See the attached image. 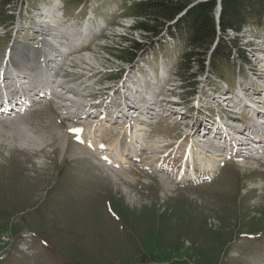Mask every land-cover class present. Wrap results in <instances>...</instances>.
<instances>
[{"label": "rangeland", "instance_id": "rangeland-1", "mask_svg": "<svg viewBox=\"0 0 264 264\" xmlns=\"http://www.w3.org/2000/svg\"><path fill=\"white\" fill-rule=\"evenodd\" d=\"M130 1L14 2L4 7L5 14L0 12V64L8 47L14 50L13 55L22 53L20 44L11 46L19 40L25 42L27 53L35 62L43 58L40 56L44 54L40 52L44 49L51 53L49 57L52 60L61 58L60 48L50 46L48 42L51 39L47 35L62 38L68 50L60 49L64 61L57 64V74L62 79H73V83L62 84L68 87L64 90L74 96L80 94L86 102V95L95 90L88 86L93 75L88 76L86 82L79 78L85 72L91 73L88 68L100 66L118 72L119 68L127 67L126 62L120 65V54L128 55V51H123L129 46L126 36L144 41L148 50L151 46L146 44L151 42L150 36L146 37L132 28L136 18ZM54 3L57 7L52 14L57 24L63 27L49 31L46 27L48 23L44 22L48 20L45 9L53 7ZM92 15L93 22L107 23L105 31L86 35L79 48L72 49V42L77 36L75 31L84 26L87 18L91 20ZM71 27L74 29L71 30ZM258 27L261 24L246 23L240 33L228 32L224 38L242 45L237 49L238 53L244 51L264 83V45L250 44L255 43L252 38ZM37 43H40V52L36 50ZM177 50L164 48V59L172 57ZM140 52L133 58H136L135 62L130 63L126 78V81L130 79L129 85L131 82L134 84L132 89L138 90L132 93L128 84L123 82L116 86L113 83L109 91L116 96L123 89L119 98L134 96L130 98L132 101H126L142 105L133 113L139 117L143 114L150 116V137L161 141L162 152L170 148L182 152L186 141L199 138L186 133L191 125L193 127L198 123L199 114L196 108L191 107L189 99L185 100L186 103L183 101L189 88H193L192 98L195 100L198 95L199 99L216 97L223 100L228 109L237 113L240 111L234 95L233 100L228 99L231 96L225 90L235 82L232 62L222 66L225 80L209 70L206 75L205 70L200 71L198 64L194 63L192 70L196 72V86L193 87L190 84L186 86L181 80L182 71L177 70L180 57L167 61V67L161 66L159 73L158 54L153 50L150 53ZM208 58L209 55L205 61H209ZM30 61L32 68L38 65ZM153 70L158 78L156 82V78L153 80L155 83L152 82V89L148 90L144 84L146 76L151 75ZM117 72H114L115 76L119 77L120 72ZM107 74L108 78H114L111 73ZM77 78L79 82H76ZM69 85L76 86L72 89ZM35 92L34 89L31 94L35 95ZM152 95L155 96L154 103L150 99ZM56 98L38 100L28 111L0 119V231L15 233L9 234L15 240L13 245L21 242L19 235L26 230L35 235L32 250L18 252L12 245L10 253L14 255L0 260V264H264L263 158L251 159L250 167L247 163L226 161L215 173L212 182L204 183L180 180L179 174L175 177L174 170L160 173L152 164L148 170L132 161L130 164L135 170L126 167L136 179L130 187L123 183L125 180L120 175L115 176L116 173L105 170L106 167L101 165L93 152L83 156L74 153L79 144L66 131L69 123L82 122L86 125L94 118L79 119L80 109L76 113L69 107H58ZM173 100L177 102L171 104ZM230 101L235 106H229ZM182 103L186 114H179L181 116L178 117L176 105ZM146 105L151 108L144 109ZM155 106L158 111H154ZM131 110L134 109L131 108L130 113ZM139 111L144 113L140 115ZM116 113L117 110H114L112 114H107V118H112L115 123L111 125L114 133L108 131L109 134L106 130L102 133L101 140L106 143L111 142L115 131L128 122L124 112L121 118H117ZM257 120L262 123L261 118ZM127 125L126 128L131 124ZM103 127L106 128L105 125ZM22 132L30 135L31 139H25ZM86 135H90L89 131ZM154 142L159 143L158 140ZM142 147L141 157L153 150L150 144ZM172 161L171 156L169 162ZM173 163L174 166L179 164L177 161ZM160 177L170 182L169 187L163 186ZM127 191L132 195H128ZM134 194L139 199H135Z\"/></svg>", "mask_w": 264, "mask_h": 264}, {"label": "bare ground", "instance_id": "bare-ground-1", "mask_svg": "<svg viewBox=\"0 0 264 264\" xmlns=\"http://www.w3.org/2000/svg\"><path fill=\"white\" fill-rule=\"evenodd\" d=\"M55 7H57L56 3L53 4V7L45 9L46 14H48L46 16L48 20H46L44 22L48 23V24H46V27H48L49 31L54 30L55 28L61 29L63 27V26H59L57 24L56 19L54 18V15L52 14ZM91 20H93V15H92ZM91 20L87 19L84 26L78 28L75 31L77 36L75 37L76 39L73 40V42H72V44H73L72 49L79 48V45H81L80 43L82 41V38L85 37L86 35H88V33H90V34L92 33L91 32L92 27L90 26ZM40 24H39V26H40ZM56 25H57V27H56ZM73 29H74V27H71V30H73ZM37 30H38V28H37ZM67 33H69V32L67 31ZM47 36L51 39V41L48 42L50 44V46H52V47L56 46V47H54L56 49H59V48L64 49L65 52L68 50V47H66V45L64 44V42H66L65 40L63 41L62 38L52 37V36L50 37L49 35H47ZM60 36H62V35H60ZM42 38H44V37L42 36ZM42 38L40 40L46 41V40H44L45 38L44 39H42ZM15 44L16 45L20 44L19 50H22V53L18 52L17 55H13L14 54L13 49H11V48H10L11 50L6 49L5 57H3V61H2V66L4 67V69L10 70V72H11L10 81L13 80V83L10 86H15L16 89H18V91H22L23 88H28L29 90H27V92L30 91L31 86H36L37 81L30 80L33 78L27 77V75H31V74L34 75V72H36V73H38L37 79H41L42 81L49 83L46 85V88L51 89L53 91V94H56V93L58 94V97L56 98L57 102H58V105H57L58 107H61V108L69 107V108L75 110L76 113L79 110L80 106L86 107L87 100L85 102L84 101L85 98H83L80 94L77 96H74L72 94H68L67 91L64 90L65 88H68L66 85H64L65 86L64 88H61L62 90H59V92H57L54 88V85L51 84L54 80H57L56 75L54 74V73H57V71H55L56 65L59 63V61H61V62L64 61V57L62 56L63 53L60 51V49H59V52H60L59 57L61 55V58H57V59L55 58L52 60V58L49 57L51 55V53H48L49 51H44L45 50L44 49L43 51H41L44 54L43 58L41 60L39 59V61L35 62V60L30 59V56L27 53V48L25 46V42H21L19 40V43L13 42L11 46H15ZM39 47H40V45H39ZM54 48H53V51L55 52L56 50H54ZM24 52H26V53H24ZM32 57L34 58V56H32ZM48 57H49V59H48ZM34 59H38V57L34 58ZM30 60H32L35 63H39V62H41V63L36 65L34 68H32V66H29L31 64ZM49 61H52V63H50ZM56 61H58V62H56ZM158 71L159 70H157V72ZM156 73L154 74V72L152 71V74L147 76V78H146L147 82H146V84H144V86L147 85L148 90L152 89L151 88L153 86L152 82H154L153 80L157 77ZM0 75H3V79L4 78L7 79V77H8L7 74H5L4 72H0ZM49 77H51V80H49ZM25 79H28V80L25 81ZM59 80H61V79H59ZM143 80H145V77L143 78ZM131 85H134V84L131 82ZM131 85H129V86L132 89ZM10 86H8V84L6 83V84H4L3 89L5 91H7L8 88H9V90H11ZM136 90H138V89H132V93ZM12 91H15V90H12ZM130 97L135 98L134 96H130ZM151 98H152V96L150 97V99ZM128 100H130V99H128ZM247 102H248V106L251 110V114L249 116L252 119H251V121H249V123L252 125V129L253 130L256 129L259 132H264V123L263 124L258 123V120L254 117L255 116V110H256L255 105L252 104V100H248ZM133 104H135V105H133ZM141 106H142L141 104L131 103L130 101H124L123 102V109H124L123 112H124L126 120H128L129 122L123 123V126L120 127V129L118 128L115 131L117 136L115 135L112 138L111 142H108V143L102 141L101 137L103 136L102 133L105 130L107 132L109 131V132L114 133V131H111V127H112L111 125L115 123L112 120V118L106 119V116H105L103 118H99L96 120L92 119L93 121L86 124L85 126L83 125L82 126L83 129L85 128L86 132L89 131L90 135L88 136L89 138H84L82 136L84 134L81 133L80 137H81L82 143L78 145L77 152H74V153L75 154L76 153L81 154L82 156L84 154H90L92 152L98 151L97 145H102L101 143H104V146L108 149L107 151H105L106 159L103 160V162L105 163V167H106L105 170L110 169V170H112L113 174L116 173L115 176L120 175L121 178L125 180V182L123 181V183L127 184L130 187H132V184L135 182L136 179H134V177H135L134 174H132L126 168V167H129V165H130V159L127 158V156L129 154L140 157V159H141V165L140 166L142 168L143 167L145 168L146 166H149V164H152L155 166L156 171L162 173V170H160L159 166H160V164H162V162L164 160V153L161 151L163 144L160 143L161 141H159V139H155V138L151 139V137H150V134H151L150 131L152 129L151 122L149 121L150 116L149 117L144 116L143 111H139L140 115L143 114L142 117H139V115L137 116V114L135 115V113H133V112H135V110H138V109L140 110ZM146 107L151 108L150 105L149 106L146 105V106H144V109ZM131 108H133L134 110L133 111L131 110L132 112L130 113ZM176 108L179 109V107H176ZM83 109L85 111V108H83ZM256 112H259V111L256 110ZM81 116H85V118H86V117H89V114L87 115V112L85 111V112H83V114L80 115V118H82ZM66 119H69V117H66ZM127 124H131L130 127L126 128L125 125L128 126ZM103 125H105L106 128H104ZM113 128H116V127H113ZM95 132H97V134ZM22 134L24 135L25 139H31L30 135H28L26 132H22ZM111 135H113V134H111ZM96 136H98L100 138H97ZM213 138H210V136H208V137L202 136L196 140L192 139V142L188 147V155L189 156L191 155V158L188 156L189 161L192 160L193 164L194 163L197 164L201 170H205V171L210 170L211 171L210 175L212 177L219 170L222 163L226 161V159L222 157V154H218L219 148L217 146L218 145L217 142H213L215 146H212L211 140H213ZM153 140H158L159 143H156V142L153 143ZM148 144L151 145L153 150L148 152L146 154V156L141 157L142 150L144 149L142 146H145V145L147 146ZM187 144H189V143H187ZM260 144L262 145V143H260ZM81 145H84V147H82ZM255 150H259L261 152V146L255 145V147H253L252 150H249V151L254 152ZM242 154H243V159H242V156H238V157L235 156V158H238L240 163H247V166L250 167L251 166L250 163L252 161H251V159L247 160L245 158L246 150H244V152ZM249 156H250V154H249ZM194 158H195V160H194ZM185 163L186 162L184 161L183 166L185 165ZM106 164H109L110 167L106 166ZM131 169L135 170L132 166H131ZM190 173H191L193 178L196 177V176H194L193 171H190ZM160 180H161L163 186L169 187V185H170L169 181H167L166 179H164L162 177H160ZM124 188H126V187H124ZM127 194L132 195V192L127 191ZM133 196L135 199H139V197L136 194H134Z\"/></svg>", "mask_w": 264, "mask_h": 264}, {"label": "trees", "instance_id": "trees-1", "mask_svg": "<svg viewBox=\"0 0 264 264\" xmlns=\"http://www.w3.org/2000/svg\"><path fill=\"white\" fill-rule=\"evenodd\" d=\"M21 0H0V12L6 13L4 7ZM82 1V0H80ZM190 0H140L133 2L136 22L132 27L144 36L153 37L161 32L168 23L167 31L182 41L185 52L178 64V70L186 84L196 86V72L192 65L197 63L200 71L205 68L204 61L209 55V71L226 79L223 65H230L229 56L232 47H238L234 41H226L224 35L228 32L240 33L246 23L264 25V0H220L221 9L216 22L214 12L218 3L216 0H202L188 6ZM220 35V38H218ZM131 46L121 55L125 62H131L142 48V43L130 40ZM244 56V52L242 51ZM199 71V72H200ZM193 88L185 93L188 98L193 94Z\"/></svg>", "mask_w": 264, "mask_h": 264}, {"label": "built area", "instance_id": "built-area-1", "mask_svg": "<svg viewBox=\"0 0 264 264\" xmlns=\"http://www.w3.org/2000/svg\"><path fill=\"white\" fill-rule=\"evenodd\" d=\"M191 1H193V0H191ZM198 1H202V0H194L193 3H196ZM218 1L219 0H217V2ZM193 3L190 2V4L188 6H191ZM214 15H215V19L217 22L218 21V15H219L217 9H216ZM135 22H136V20H135ZM135 22H134V24H135ZM134 24L132 25V27L134 26ZM169 25H173V21L169 22L167 27ZM167 27H165L157 35L151 37V42L153 43V42H157L159 40L160 42L167 44L168 46H173L176 43V39H175V37L171 36L168 33ZM251 28H255V26H251ZM135 31H138V30H135ZM253 35H255V37L252 38L253 39L252 41L255 43H250V44H257V45L259 44V46L264 45V28L262 26L258 27L257 33H253ZM126 37L129 38V40H128L129 42H127V43H129V46L126 48H129L131 46L130 40L132 38H130L129 36H126ZM134 40H136V39H134ZM136 41L139 42L138 40H136ZM151 42H149V43L146 42V44H152ZM141 43L143 46L140 50L141 52L140 51L139 52L143 53L145 51V53H146L148 47L145 48V45L143 44L144 41ZM240 46L242 47L241 44H240ZM240 46L238 44V47H232L233 49H232L231 55L229 56V59H230V63L232 62V64L235 66L237 71H241L244 73V75L246 76V79L242 78V80H241L242 87H240V83L237 84V88L235 90V93L232 95H234L235 99L236 98H237V100L240 99L241 105H245L244 112L248 116L251 114V110H250L249 106H247L248 105L247 101L252 100V104L255 105L256 109H259V116L258 117L263 120L264 114H262V113H264V87H263L264 83L259 78V73L257 72V70L254 67H252V65L250 64V61L245 56V53H244V56L242 55L243 50H241V53H238L237 49L240 48ZM121 49H123V48H121ZM120 60L122 62L120 65H123L125 61L122 58ZM208 60H209V58H208ZM126 63H128V62H126ZM128 65H129V63H128ZM204 65H205L204 70H205V73L207 75L208 70H209V61H204ZM120 69L121 68H119L118 70H120ZM246 95H249V96H246ZM259 106H261V108H259ZM232 111H234V110H232ZM241 112L239 111L236 114V116L241 118ZM250 119H252V118H250Z\"/></svg>", "mask_w": 264, "mask_h": 264}, {"label": "water", "instance_id": "water-1", "mask_svg": "<svg viewBox=\"0 0 264 264\" xmlns=\"http://www.w3.org/2000/svg\"><path fill=\"white\" fill-rule=\"evenodd\" d=\"M218 9H219V10L221 9V5H220V2H219V5H218Z\"/></svg>", "mask_w": 264, "mask_h": 264}, {"label": "snow or ice", "instance_id": "snow-or-ice-1", "mask_svg": "<svg viewBox=\"0 0 264 264\" xmlns=\"http://www.w3.org/2000/svg\"><path fill=\"white\" fill-rule=\"evenodd\" d=\"M101 147H103V146L101 145Z\"/></svg>", "mask_w": 264, "mask_h": 264}]
</instances>
